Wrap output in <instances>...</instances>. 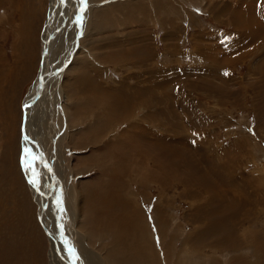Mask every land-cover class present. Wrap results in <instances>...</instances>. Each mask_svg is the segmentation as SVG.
<instances>
[{"label":"rangeland","instance_id":"1","mask_svg":"<svg viewBox=\"0 0 264 264\" xmlns=\"http://www.w3.org/2000/svg\"><path fill=\"white\" fill-rule=\"evenodd\" d=\"M50 1L0 0V264H50L43 229L49 226L39 217L25 178L20 141L21 104L36 84ZM156 1L88 0L83 13L80 3L76 8L84 28L73 63L50 82L37 106L45 105L44 124L39 126L36 106L31 113L33 140L41 141L57 179L49 204H59L60 221L68 225L69 242L74 240L81 258L78 240L90 245L92 255L103 256L99 251L105 243L108 246V239H95L96 231L84 225L87 215L80 211L88 200L84 188L101 187L103 170L97 165L109 158L103 152L108 138L95 134V144L74 149L82 134L94 130L104 109L85 103L78 113L75 110L83 97L96 90L113 98L116 94L118 101L122 103L121 97L126 101L131 116L116 122L119 109L110 106L114 115L109 119L120 130L132 125L131 129L141 131L144 145L138 161L144 158L143 168L154 169L151 152L144 151L151 145L148 149L155 153L161 148L158 152L169 175L176 170V175L185 176L183 182L172 179L161 186L148 181L146 188H133L139 210L133 205L126 212H134L148 225L153 241L160 240V229L167 241L177 235L180 251L187 236L200 231L198 224L206 226L207 219L195 218L196 210L203 207L210 222L225 221L222 239L234 237L232 247L204 249L205 260L264 264V0H163L171 6L165 9L175 11L165 14L167 21L160 19L162 15L156 17ZM66 2L69 12L79 0ZM68 17L60 18V38L51 50L53 69H58L74 42V15ZM50 94L52 105L45 103ZM90 154L99 158L86 170L84 161ZM145 157L151 160L145 162ZM112 158L106 168L119 160ZM31 159L39 168L38 159ZM50 178L41 181L42 191L50 187ZM84 206L88 208L87 202ZM114 209L111 214L122 213ZM57 219L52 217L55 225ZM107 220L112 223L114 216ZM212 238L205 243L212 244Z\"/></svg>","mask_w":264,"mask_h":264},{"label":"bare ground","instance_id":"2","mask_svg":"<svg viewBox=\"0 0 264 264\" xmlns=\"http://www.w3.org/2000/svg\"><path fill=\"white\" fill-rule=\"evenodd\" d=\"M73 2L75 3L76 0H73ZM156 2L157 3L155 6L157 7L156 10L158 11V13L156 11L157 13L156 17H159V15H162L163 18H160V17L159 18L160 19L165 18L167 21V18H166L167 13L173 14L175 11L174 10L168 11L169 9H165V8H171V6L166 4L163 0H157ZM67 4L68 2H65L64 5H61L59 3V0L50 1L51 10L48 16V23L46 22V27L44 29L45 31H44V40H43V49L47 48V52L44 53L43 58H40L39 71L37 74V78L42 76L43 74H46V73L48 74L43 76L42 83H40L39 86H37V79H36V84H35L33 91H32V88H33L32 86V88L29 91V94L27 95L25 99V102L23 103V109H24V114H25L24 123H23L24 135L21 140V142L24 143L23 167H24V170L26 171L25 173H26V177L28 178V181H30L31 179L37 180L38 187H34L29 182L30 184L29 188L31 189L32 196L34 197L36 203L39 206V209H38L39 217L44 223L48 224L49 226V227L47 226L48 230H46L45 226H43V229L47 233L46 234L47 239L49 240L50 264H72V258L69 257L66 251V246H71L75 248L76 253L80 257V260L77 261V264H219L216 261L205 260L204 258L208 257V255L205 253L204 249L210 246L215 247L217 249L224 248V247H228V244H230L231 245L230 247H232V245L234 244V243L232 244V239L234 237L230 236L227 239H222L219 236L222 233V230L225 225V221L222 220L221 222H210V220H208L209 216H208V211H206L207 209H204L203 207H201L200 209L196 210L197 215L195 216V218H199L200 222L204 221V219H207V222H204L206 226H203L202 224L200 225L198 224V227L196 228H199V226L201 227L203 226V228L200 229L201 228L200 227L199 228L200 231L199 232L197 231V233L194 235L193 233H190L187 236V238L184 240V242L181 244L180 251L176 249V244H177V241L179 240L178 239L176 241L175 239V236L177 235H172L171 239L169 238L170 240L167 241V239H165L164 230L160 229V233H159L161 237L160 240L153 241L149 233L148 225H146L144 221L140 220L134 214V212H131V211L126 212L125 209L132 208L133 205H134L135 210H139L137 203L133 201L134 196H136L133 188L135 189L138 185H140V187L143 186L144 188H146L147 187L146 183H148V181L149 183H155L158 185L161 184V186L163 183H165L166 185L170 184L171 183L170 181H172V179H174L175 182L176 181L183 182L185 176L183 177L181 175L178 176V174L176 175L175 173L176 170L174 173H171L172 176L169 175L168 170L165 169V168L168 169V167L167 165L165 167V164L162 161V155H160V153L158 152L161 150V148L155 153L154 151L149 150L151 149V145L145 146L144 151L151 152L150 158L153 160L154 169H152V171L150 172L146 171L143 168L144 165L143 166L141 165V162H143L144 158H142L141 162L138 161V157H140L143 153L142 144L144 142H142L141 131H137L138 128L131 129L132 125L129 126L130 128L128 130L126 129L120 130L119 128H115V126L111 123L109 119V117L112 114L114 115V112H111L109 110L110 106L115 107L116 110L119 109L118 111L115 110L116 114L114 116H115L116 122H119V121L123 122L125 119L127 120V117L129 118V116H131V115L127 116L128 110H131V109H128L127 103H125L126 101H124L122 97L120 99L122 100V103H121L120 101H118L119 98L117 99L118 96H116V94H114L115 97L113 98V96L111 97L109 95L110 93L108 94L99 93L97 90L93 94H91V92H88L87 95L89 94L91 95L87 96V98L83 97L84 100L82 99V106H76L78 108L75 110V112L78 113V110L80 111V108H82L83 105H85L86 103L90 105H95L96 108H98L99 106V109L100 108L104 109L103 110L104 116L101 117V115L98 114L99 117H98V120L96 121L97 125L95 126L94 130H92L90 133L82 134L84 136H81V139H79L74 150H84L87 147L95 144L97 142V138L95 134L97 136H106L108 138V142H107L108 145L106 149L103 150V152L109 155V158L105 160L100 159V162H98V165H97L103 170V175L99 178L101 187L89 184L88 186L84 188L85 190L83 193H84V196L88 198V200L84 201L83 204L81 205L82 209L80 213L84 216L87 215L86 216L87 218L86 217L85 218L88 219V223L84 225H88L89 227L93 229V231H96L94 233V238L100 239V237L103 236L105 241H107L108 239L109 244L107 246V244L105 243V245L101 248V251H99L103 253V256L99 255V253L92 255L91 252H93V249H91L90 245L84 246L85 241H84V244H82L77 239L78 244L80 245L81 250L83 252L82 258H81V255L78 253L76 249L77 247H75L74 240H73V243L69 242L70 235L65 229L68 227V225H63L60 221L62 214L58 213L59 204H56L55 202L53 203L52 201H51L52 203L49 204L51 200L50 197L55 191V187H57V179L55 177L54 170H52V168L49 167V164H48L49 160L48 161L45 160L46 158L45 153H44L45 150L41 144V141L39 144H37V141L33 140L32 134H34V130H33L34 125H33V121H31V119L33 118V117L31 118L32 110L35 109V106L37 107L39 103H43L44 101L43 95H45L46 93L45 90L48 89L47 87L50 84H52L50 82H52L55 79V77H57V75H61V73L65 71L66 66L68 68L69 66L72 65L73 58H74V52L77 48L75 44L79 39V38H76V36L81 35L82 28H84L83 21L82 23H77L76 21L78 17L77 15L78 10L76 8H78L79 2L77 3V5L76 4H73L74 6L70 5V7L72 8V11H69V12H67V9L69 8ZM153 9H154V6H153ZM74 10H77V11H74ZM71 13L74 15L73 18L75 21L74 22L75 31L73 34L74 42L72 46L70 47L71 48L70 51L66 55H64V57H62L63 61L61 65L58 67L59 70L57 68L53 69L50 64L51 57H52L51 50L53 49L52 47L56 45V43L58 42L60 38V36L58 35L61 32L62 27H63V25L61 24L60 18H63V17L67 18ZM128 15L132 16L131 13H128ZM79 17H81V20H82L83 16H81V13H79ZM51 33L53 34L52 38H48ZM41 56H42V53H41ZM45 56H46V59H45ZM51 96L52 95L50 94L49 96L50 100L45 101V103L48 102L50 104L51 102V105H52L54 100L51 98ZM103 101H105L106 103H100ZM135 105L137 104L135 103ZM42 108L44 109L45 105L44 106L39 105V108L37 110L38 120L41 123L39 126H42L44 124L43 122L45 121V117H47L46 116L47 111L44 112ZM100 121H103V122L99 124ZM116 132H118V134H116ZM111 136L113 137V139H115V137H117V139L116 140L110 139ZM25 137H27V139H25ZM41 138L44 139L45 136L43 137L41 136ZM25 149H27L31 153V156L25 157ZM146 155L147 154H145V156ZM116 156L118 157L119 160L114 161L112 163V166H109L106 168L105 165L107 164L108 166V164L111 162V161L109 162V159L112 157H116ZM32 157H35V159L37 158L39 161L38 163L40 165L38 168V166L34 162L32 164L33 166L32 170H28L25 167L24 161L27 159L32 163V159H31ZM85 158H86V160L84 161L85 166L84 165L83 166L85 169L86 168L90 169L92 168V166H95V163L98 161L97 159L99 158V155L97 159L95 158L94 154H90L86 156ZM146 159L148 158L145 157V162H148ZM151 159H148V160H151ZM139 160H141V158ZM46 164H47V167L49 168L48 170L46 168ZM33 173H35V175H33ZM50 175H51V178L49 179L50 187H47L48 189L45 188L42 191L41 186L43 184L41 183V181H44V180L46 181V178H49ZM163 177L166 178L165 181ZM53 181L54 182L56 181L55 185ZM52 185H54L53 191L49 192V189L52 187ZM32 187L34 190L32 189ZM58 188H60V186ZM92 188H96L97 191ZM86 202L88 204L87 206L88 208L84 206ZM43 204H45V207H42ZM109 205H110V208H107L106 206H109ZM116 205H118V207ZM115 207L116 209L117 208L122 209V213H121L122 215L118 212H112L111 214V211L115 210L114 209ZM86 209H88V211ZM214 210L216 211V209H213L212 213ZM110 215L114 216V221L109 224L107 217H110ZM52 217H56V219L58 218L57 219L58 222L56 224L57 226L53 223ZM140 217L142 218L141 214H140ZM158 222H160L159 223L160 225L162 224V217L158 218ZM51 224H52V227H51ZM61 225H63L62 234H61ZM112 227H114V229ZM74 233L72 235H75ZM57 234L61 236L62 238L59 241L53 238V237L59 238ZM207 237H211V238L214 237L215 240L213 242L211 241L212 244L205 243V241H209V240H206ZM62 241H67L68 242L67 245H65ZM160 249L162 250L161 253H159ZM238 264H244V263L238 261Z\"/></svg>","mask_w":264,"mask_h":264},{"label":"snow or ice","instance_id":"3","mask_svg":"<svg viewBox=\"0 0 264 264\" xmlns=\"http://www.w3.org/2000/svg\"><path fill=\"white\" fill-rule=\"evenodd\" d=\"M65 2H66V0H59V3L61 4V5H64L65 4ZM79 3H80V5H81V7H80V12L81 13H83L85 10H86V7H87V3H88V0H79ZM77 22L78 23H82V20H81V17H77ZM225 75H227V73H225ZM27 106V105H26ZM25 139H27V137H25ZM29 156H31V153L27 150V149H25V157H29ZM24 163H25V167H26V169H28V170H32V163L29 161V160H25L24 161ZM33 175H35V173H33ZM34 187H38V185H37V180L36 179H31L30 181H29ZM61 211H62V209H61ZM63 233V225H61V234ZM65 245H67V241H62ZM66 251H67V253H68V255H69V257H71L72 258V264H77V261H79L80 260V257H79V255L76 253V250H75V248L74 247H71V246H68V247H66Z\"/></svg>","mask_w":264,"mask_h":264},{"label":"water","instance_id":"4","mask_svg":"<svg viewBox=\"0 0 264 264\" xmlns=\"http://www.w3.org/2000/svg\"><path fill=\"white\" fill-rule=\"evenodd\" d=\"M77 14H78V12H77ZM77 21V20H76ZM52 33L49 35V37L48 38H52ZM80 37V35H77L76 36V38H79ZM47 52V48H44L43 49V51H42V56H40V58H43V56H44V53H46ZM38 67H39V65H38ZM51 72V71H50ZM46 74H48V73H46ZM46 74H43L42 76H40V77H38L37 78V86H39L40 85V83H42V80H43V76L44 75H46ZM35 80V79H34ZM34 82V81H33ZM32 86V85H31ZM24 109H23V104H21V123H20V141L22 140V137H23V135H24V132H23V120H24ZM21 145V144H20ZM20 150H22V147L20 146ZM20 153H21V151H20ZM26 178V180L28 181V178L27 177H25ZM32 189H33V187H32ZM34 190V189H33ZM62 238H61V236L59 237V240H61ZM66 247H68V246H66Z\"/></svg>","mask_w":264,"mask_h":264}]
</instances>
